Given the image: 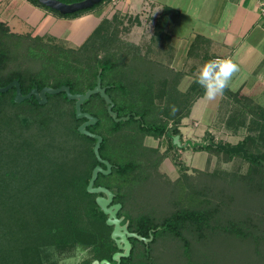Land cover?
<instances>
[{
    "label": "trees",
    "instance_id": "obj_1",
    "mask_svg": "<svg viewBox=\"0 0 264 264\" xmlns=\"http://www.w3.org/2000/svg\"><path fill=\"white\" fill-rule=\"evenodd\" d=\"M27 1L64 18L78 17L109 2L101 0L89 9L61 14L37 0ZM59 1L71 3L79 0ZM169 11V7H164L162 18L155 24L157 28ZM119 24H122V20L116 15L109 19L103 18L77 50L84 54L110 40L114 42L118 36ZM24 37L30 36L10 33L8 27L0 21V73L11 57L7 40L14 39L12 46L15 47L17 40ZM35 39L48 42H42V46H53L66 60L73 53L71 50L61 49L63 44L52 38ZM192 48L193 45L188 49V54H191ZM35 49L29 47L28 53L38 55V50H47L43 47ZM134 49L135 61L138 64L149 60L147 52L141 54L136 46ZM138 55L144 57H137ZM206 58L204 57V60L207 61ZM88 60L90 63L84 64L80 69L71 65L65 66L64 61L65 68L57 66L59 71L56 74L61 77L52 83L48 82V78L54 73H22L15 70L8 72L6 76L0 75V86L17 80L22 94L27 93L34 84L38 89L44 86L56 88L66 85L71 93H83L95 85L96 75L99 73L101 85L106 86L105 93L114 103L112 110L117 113V117L128 115V119L115 122L107 113L106 103L99 94L91 95L81 104L82 111L97 118V122L87 126L86 130L102 136L99 155L111 158L117 165V168H113L110 179L98 174L93 185L105 186L113 193L112 203H121L124 208L130 189L140 179L145 178L147 167L153 166L150 161L155 158V164L162 157L156 154V149H147L142 145L143 137L163 138L170 149L180 147V144L173 142V137L178 136L177 140L181 142L178 130L180 122L189 115L194 101L204 95V89L195 83L194 78L184 91H180L177 85L182 73L176 71V77L169 83L165 78L155 79L154 71L147 66L136 77L131 78L130 72L129 77L125 76L117 72L118 60L115 55L99 60L88 56ZM134 67L138 72V67ZM159 70L165 72L167 68L161 66ZM238 95V92L228 89L224 93L227 99L238 105L236 114L228 117L225 124L228 127H231V124L237 125L238 129L245 127V136L235 144L209 141L198 148L222 154L229 160L234 157L242 158L249 166L244 178L250 182L252 180L255 185L253 178L257 177V186L264 189V109L241 100ZM13 96V89L0 93V203L5 208V212L0 214L8 218L5 225L14 241H19V244L20 241L28 244L31 242L29 248H24L27 254V260L24 262L27 263L23 264H42L43 260L48 258L46 251L44 252L46 248L66 251L76 247L90 250L92 257L84 264L102 259L115 264L111 259L112 254L117 251L110 237L112 226L105 224L106 215L95 203V197L102 194L86 191L91 169L98 163L92 151L95 139L78 133L76 128L84 119H75L74 101L68 100L63 92L47 95L48 100L44 105L37 104L34 99L15 103ZM156 100L159 103H156ZM10 109L11 113L8 112ZM124 128L127 131L121 133ZM108 144L112 145L111 149L109 148L111 154L108 152V155L103 156V150L109 147ZM116 150L119 153L113 154ZM68 152L73 153V166L67 164ZM82 162L84 169L78 170ZM117 174L121 176V180L114 179ZM122 185L127 186L129 191H121ZM33 191L40 193L34 195ZM26 210L30 212L28 217L24 214ZM120 215H123L121 222L126 223L128 230L152 239L144 242L135 237L130 238V253L128 257H122L119 264H131L137 246L142 249L141 261L138 264H154L151 249L156 238L164 235L179 237L181 230L187 228H194L201 236L207 219L201 210L186 207L175 209L160 221H153L145 216L133 219L123 210L117 214L118 217ZM227 227L224 230L235 237L238 236L239 240L250 239L252 241L248 242L254 243L248 231L244 232L232 223Z\"/></svg>",
    "mask_w": 264,
    "mask_h": 264
},
{
    "label": "rangeland",
    "instance_id": "obj_2",
    "mask_svg": "<svg viewBox=\"0 0 264 264\" xmlns=\"http://www.w3.org/2000/svg\"><path fill=\"white\" fill-rule=\"evenodd\" d=\"M110 2L112 0L104 3L102 7L109 5ZM100 8H95L92 11H100ZM164 24L163 21L162 27ZM7 25L14 33L24 28L17 17L7 22ZM117 26L118 36L114 42L110 40L103 45L91 48L84 54L77 50L79 45L73 46L71 42V44L58 42L63 44L60 46L61 49L73 51L67 60L53 46H42L44 41L41 39L24 37L17 40L18 44L15 47L12 46L14 39L7 40L8 52L11 57L0 75L6 76L8 72L15 70L37 74L39 71H47L51 74L54 73L52 77L48 78V82L52 83L56 78L61 77L56 74L59 71L57 66L63 69L65 66L71 65L80 69L84 64L90 63L88 56L96 57L99 60L115 55L118 60L116 69L119 71L117 70V72L128 77L130 72L131 78L136 77L147 66L151 71H154L155 79L165 78L171 83L176 77L175 72L177 71L182 73L177 85L180 91H184L189 82L195 78L196 71L190 69L199 67L201 63L197 59L200 57L198 52L194 53L191 50L192 54L186 55L188 59L184 68L178 65V63L185 62L182 59L188 49L189 41L192 40L191 27L187 22H174V27L169 26L171 29H168L169 33L164 31L165 37H162V33H156L163 43L166 42V48L164 45L161 48L157 44L159 42L157 39H154L155 45L153 44L154 40L149 39L153 23L148 20L135 23L134 20L122 19V24ZM135 26L139 30V35L144 39L142 41L144 44H139L136 49L141 54L148 53L149 60L147 61L150 62L148 64L144 60L141 65L135 61V49L129 42L130 30ZM139 40L141 39L139 38ZM47 43L44 42V44ZM29 47H34V49L36 47L35 50L43 47L47 50L44 52L38 50L39 54L34 55L28 53ZM169 51L171 52L169 53ZM171 53H175V55L170 57V65L168 58ZM79 55L82 56L78 58ZM204 57L207 55L202 56V58ZM64 61L66 62L65 66ZM135 65L138 67V72L135 71ZM161 66L167 68V71L159 70ZM67 70L66 68L65 71ZM156 103L159 101L156 100ZM214 104L212 101L208 103L209 106ZM11 111V109L8 110L9 113ZM248 113L250 112L248 111ZM183 121L182 119L178 128L181 141L178 149L167 148V141L163 138L143 137L142 145L147 149H156V154L162 157L155 164L153 163L156 159H150L153 166L147 167L145 181L140 179L130 189L129 199L125 202L123 212L133 219L145 216L153 221H160L175 209L186 207L199 209L207 216L201 236L194 228H187L181 230L179 237L164 235L156 238L151 249V258L154 264H264V189L257 186L258 178H253L255 185L252 180L250 182L244 178L249 166L242 158L234 157L229 160L222 154L198 148L199 145L204 146L209 141L235 144L247 133L246 129L244 131L245 127L238 129L243 132L240 134H228L223 128L216 130L212 128L214 132L211 134L207 130L203 133L202 128H198L196 118H187L184 124ZM125 131H127L126 128L121 133ZM251 133L255 134V132ZM128 189L127 186L121 187V191ZM0 212H5L1 203ZM24 214L27 216L30 212L26 210ZM7 221L8 218L0 214V264L27 263L24 262L27 260L24 248H29L31 242L28 244L25 241H20L19 244V241H14L5 225ZM229 223L241 228L244 232L248 231L252 235L254 243L248 242L252 241L250 239L239 240L238 236L235 237L231 235L232 233L224 230L228 228ZM134 251L131 264H138L141 261V246H137ZM44 252L48 258L44 259L42 264H84L92 257L90 250L83 247L71 248L66 251L46 248Z\"/></svg>",
    "mask_w": 264,
    "mask_h": 264
},
{
    "label": "crops",
    "instance_id": "obj_3",
    "mask_svg": "<svg viewBox=\"0 0 264 264\" xmlns=\"http://www.w3.org/2000/svg\"><path fill=\"white\" fill-rule=\"evenodd\" d=\"M260 1L262 0H112L109 5L101 7L100 11H90L75 18H64L27 0H0V21L8 27L7 22L17 17L24 28L14 33L8 27L10 33L44 40L52 38L61 43L71 42L73 46H78L103 18L109 19L116 15L121 20H134L135 23L148 20L153 23L149 39H157L161 48L162 45L166 48V42L163 43L156 33H162V37H165V32H170L169 26L172 27L174 22H187L192 32L188 49L193 45L192 51L200 54L197 59L201 62L199 67H191L190 70L196 71L197 74L209 59H231L239 66V72L233 76L228 90L238 92L241 100L264 109V22L259 15ZM164 7H169L170 11L165 14L164 26L157 28L155 24L162 18ZM157 29L159 31L156 32ZM138 32L137 26L130 30L129 42L133 46L144 44V39ZM153 44L155 45V40ZM188 49L182 59L185 62L178 63L179 67L184 68ZM173 54L175 55L169 54L168 64L171 63L170 57ZM202 54L207 55V61L202 58ZM209 102L204 95L197 98L189 115L183 120L196 118V125L199 129L202 128L203 133L207 130L212 134V130L218 128H223L228 134L243 133L238 130L237 125L231 124V127H228L224 123L228 117L236 114V103L224 95L213 100V106H209Z\"/></svg>",
    "mask_w": 264,
    "mask_h": 264
},
{
    "label": "water",
    "instance_id": "obj_4",
    "mask_svg": "<svg viewBox=\"0 0 264 264\" xmlns=\"http://www.w3.org/2000/svg\"><path fill=\"white\" fill-rule=\"evenodd\" d=\"M40 4L53 9L61 14H70L79 10H85L91 8L93 5L99 3L101 0H79L71 3H64L59 0H37ZM11 88L15 89L13 101L15 103H20L24 100H28L33 96L39 105H44L46 102L47 95H56L63 92L68 100L74 101V110H75V118L76 119H85L80 125L77 127L78 133L95 139L93 144V154L96 160L99 163L105 165L106 169H102L99 165L93 167L91 171L90 178L88 180L86 191L91 194H102L97 195L95 197V203L100 208L103 214L106 215L105 224L107 226H112V230L110 233L111 239L114 241L117 251H115L111 259L115 261V264H119V261L122 257H128L130 253V242L129 238L135 237L138 240L147 242L149 238H144L137 235L134 232H129L126 228V223L121 224L122 217H117V212L121 207L120 203H112L113 193L103 186H93L94 181L98 175L108 174L110 172V163L107 160L100 158L99 156V146L102 142V137L96 133L89 132L86 130L87 126L94 125L97 122V118L92 116L87 112L81 111V104L87 100L91 95L99 94V96L104 100L107 104V112L112 117L115 122L120 120H127V116L117 117V114L113 112L111 109L113 107V102L109 98V96L105 93L106 86L101 85V79L99 73L96 75L95 85L87 89L83 93H71L70 89L66 85H61L56 88L52 87H42L40 90L35 87L30 89L26 94H21L20 86L17 80H12L4 86H0V93H4ZM178 136L173 137V142L179 145ZM90 264H112L106 259H102L100 261L93 260Z\"/></svg>",
    "mask_w": 264,
    "mask_h": 264
},
{
    "label": "clouds",
    "instance_id": "obj_5",
    "mask_svg": "<svg viewBox=\"0 0 264 264\" xmlns=\"http://www.w3.org/2000/svg\"><path fill=\"white\" fill-rule=\"evenodd\" d=\"M237 72L239 66L229 58L209 60L200 67L195 83L204 89L205 98L213 101L224 95Z\"/></svg>",
    "mask_w": 264,
    "mask_h": 264
},
{
    "label": "flooded vegetation",
    "instance_id": "obj_6",
    "mask_svg": "<svg viewBox=\"0 0 264 264\" xmlns=\"http://www.w3.org/2000/svg\"><path fill=\"white\" fill-rule=\"evenodd\" d=\"M19 86H20V84H19ZM36 88V89H38L37 88V86L34 84L30 89H32V88ZM45 87V86H44ZM48 87H50V86H48ZM11 89H13L14 90V93H15V89L14 88H11ZM10 89V90H11ZM41 89V88H40ZM40 89H38V90H40ZM20 91H21V89H20ZM22 94V93H21ZM26 94V93H25ZM14 97V96H13ZM32 99H34L35 100V98L33 97V96H31V98L30 99H28V100H32ZM47 100H48V98L46 97V102H47ZM36 101V100H35ZM37 102V101H36ZM45 102V103H46ZM44 103V104H45ZM61 103L62 104H64L62 101H61ZM38 104V103H37ZM66 105V104H65ZM73 106H74V103H73ZM113 106H114V103H113ZM80 108H81V106H80ZM113 108V107H112ZM112 110V109H111ZM82 111V110H81ZM106 111H107V104H106ZM113 111V110H112ZM82 112H85V111H82ZM113 112H115V111H113ZM74 113H75V110H74ZM108 113V112H107ZM116 113V112H115ZM117 114V113H116ZM76 119V118H75ZM85 120V119H84ZM83 120V121H84ZM82 121V122H83ZM81 122V123H82ZM80 123V124H81ZM79 124V125H80ZM78 127V126H77ZM77 129V128H76ZM99 135V134H98ZM101 136V135H100ZM102 137V136H101ZM158 139H160V138H158ZM94 144V143H93ZM107 146H109L108 148H105L104 150H103V156H105L106 154L108 155V152H109V154H111V144H108ZM100 147V146H99ZM92 148H93V146H92ZM110 148V149H109ZM179 148V147H178ZM178 148H176V149H178ZM93 151V150H92ZM105 151H107V152H105ZM157 151V150H156ZM82 153L84 154V152L82 151ZM117 153H119V151L118 150H116V153H114V151H113V154H117ZM100 156V155H99ZM100 158H102V159H104V160H107L109 163H110V165H111V167H110V172L108 173V174H106V175H104V174H101V173H98V174H101V175H103V176H106V177H109V176H111V173H112V170H113V168H117V165L111 160V158H110V155H109V158L110 159H108V158H105V157H102V156H100ZM96 159V158H95ZM97 161V160H96ZM67 164L68 165H70V166H73L72 164V162H73V153H71V152H68V157H67ZM98 162V161H97ZM96 165H99L102 169H106V167H105V165L104 164H102V163H97V164H95L94 166H96ZM93 166V167H94ZM93 167H92V169H93ZM84 169V164H83V162L80 164V166H79V169L78 170H83ZM92 169H91V171H92ZM91 175V174H90ZM98 176V175H97ZM90 178V177H89ZM97 178V177H96ZM109 179H110V177H109ZM111 179H113V177L111 178ZM114 179H116V180H121V176H119V174H117V175H114ZM94 186V185H93ZM98 186H101V185H98ZM123 186H125V185H122L121 187H123ZM103 187H105V186H103ZM106 188V187H105ZM40 192L39 191H33V194L34 195H38ZM121 204V203H120ZM123 207H122V205H121V207H120V209L118 210V212H117V214L119 213V211L120 210H123L122 209ZM118 217V216H117ZM119 217H123V215H120ZM123 219V218H122ZM121 224H123L122 222H121ZM126 228H127V226H126ZM128 230V229H127ZM129 232H133V231H130V230H128ZM134 233H136V232H134ZM130 239V238H129ZM151 237H149V240L148 241H151Z\"/></svg>",
    "mask_w": 264,
    "mask_h": 264
},
{
    "label": "built area",
    "instance_id": "obj_7",
    "mask_svg": "<svg viewBox=\"0 0 264 264\" xmlns=\"http://www.w3.org/2000/svg\"><path fill=\"white\" fill-rule=\"evenodd\" d=\"M259 15H260L262 21L264 22V0L259 2ZM217 58H213V59H217Z\"/></svg>",
    "mask_w": 264,
    "mask_h": 264
}]
</instances>
